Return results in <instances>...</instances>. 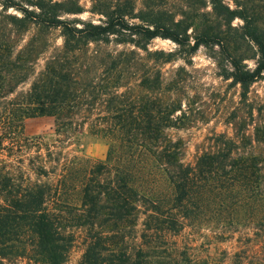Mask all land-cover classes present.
<instances>
[{"label": "trees", "instance_id": "1", "mask_svg": "<svg viewBox=\"0 0 264 264\" xmlns=\"http://www.w3.org/2000/svg\"><path fill=\"white\" fill-rule=\"evenodd\" d=\"M92 1L100 24L63 19L83 13L77 0H8L2 6L20 14L8 17L18 31L29 24L61 29L70 49L113 39L166 62L175 54L147 51L157 38L188 47L189 55L200 47L218 49L213 58L220 75L240 87L244 102L264 78V0H165L178 2L175 10L150 0L142 11L130 0ZM126 58L135 60V52L120 53L115 67L90 81H80L56 58L26 96L8 99L31 68L0 51V264H65L79 231L85 236L81 264H264V118L252 119V133L247 124L233 137L215 136V145L186 163L182 142L167 134L183 125L182 104L161 94L160 71L123 84L126 71L116 67ZM35 117L53 118L54 134L25 135L27 120ZM84 135L106 141L104 160L64 151ZM235 234L240 246L233 255L213 243ZM197 239L204 242L194 247Z\"/></svg>", "mask_w": 264, "mask_h": 264}, {"label": "rangeland", "instance_id": "2", "mask_svg": "<svg viewBox=\"0 0 264 264\" xmlns=\"http://www.w3.org/2000/svg\"><path fill=\"white\" fill-rule=\"evenodd\" d=\"M8 0H0V51L4 56H11L13 59L21 57L22 63L31 68L29 79L16 88L14 94L8 99L26 96L35 81L44 73L47 65L58 58L61 67L70 70L79 75L80 81L84 79L90 81L92 76L100 73L105 67L112 69L113 60L122 52L136 54L135 60H124L119 63L117 70L126 71V78L122 83H130L135 85L140 82V75L147 70L153 69L160 71L162 74L164 91L161 94L167 98H175L182 104L186 117L183 119V125L178 128L167 131L169 137L173 140L181 141L184 150V160L186 163H194L197 157L208 150L214 144V137L225 134L233 137L236 130L240 127H248L247 133H252L251 126L253 120L264 118V78L255 83L249 92L248 101L241 99V90L239 86L232 84V80H225L220 75L217 64L215 50H209L200 47L192 55L186 53L190 49L178 46L169 39L157 38L150 42L147 51H164L165 53H174L172 61L164 60L154 61L148 53L132 45H118L113 39L109 42H90L88 44H80L76 49L66 48L65 38L61 29L43 28L34 24L27 25V30L18 31L15 26L10 23L8 17L20 16L13 8L7 11L3 9V3ZM53 2H63L65 0H52ZM83 9V13L79 15H64L63 19H80L86 22L100 24L103 17L99 14L91 12L92 0H77ZM108 3L119 4L125 3L126 0H106ZM135 4L137 11H142L145 4L150 0H130ZM156 4L162 5L167 3L172 9H177L179 3L176 1L154 0ZM240 23L235 21V25ZM191 46L194 45L192 29L189 30ZM76 51V52H67ZM98 56L99 61H92L88 57ZM132 58V57H131ZM60 60V61H59ZM53 62V61H52ZM250 69L255 67L254 61H246ZM85 82V81H84ZM178 89L177 93L168 92V89ZM123 91V90H121ZM100 112V111H97ZM96 113V112H95ZM251 113H254L250 118ZM179 114V113H178ZM54 119L49 117H35L27 120L25 125V135L29 137L54 134ZM54 137V136H52ZM54 140V139H51ZM67 146V145H65ZM76 150L79 154H83L93 160H104L106 158L108 145L106 141L97 139L92 135H84L78 146L64 150L71 152ZM35 150H31L30 154L34 155ZM260 153V150L257 149ZM29 166V162L25 163ZM55 167L52 164L48 167ZM55 169V171H56ZM54 172V170H52ZM54 174L49 178L52 180ZM46 181L45 178L41 179ZM141 218L139 225L133 231L131 243L139 244V236L142 231ZM182 237L178 238L182 242ZM84 233L79 231L76 233V242L71 250L69 260L65 264H81L84 253ZM240 235L230 236L226 242L215 243L216 248L220 251H228L233 255L234 249L238 250ZM204 241L197 239L194 247L202 245ZM182 250V248H180ZM166 256V254H162ZM235 259V258H233ZM15 264H33L28 260L20 259Z\"/></svg>", "mask_w": 264, "mask_h": 264}]
</instances>
